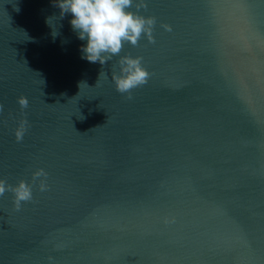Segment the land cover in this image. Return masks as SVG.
<instances>
[{
  "label": "water",
  "instance_id": "95a60500",
  "mask_svg": "<svg viewBox=\"0 0 264 264\" xmlns=\"http://www.w3.org/2000/svg\"><path fill=\"white\" fill-rule=\"evenodd\" d=\"M55 2L0 0V264H264V0H133L154 43L104 65Z\"/></svg>",
  "mask_w": 264,
  "mask_h": 264
},
{
  "label": "clouds",
  "instance_id": "9594fccd",
  "mask_svg": "<svg viewBox=\"0 0 264 264\" xmlns=\"http://www.w3.org/2000/svg\"><path fill=\"white\" fill-rule=\"evenodd\" d=\"M54 6L60 10V18L70 14L71 29L77 34V39L86 41L79 50L81 58L89 63L104 65L113 56H118L125 43L135 47L141 37L149 43H154L152 30L155 25L154 17H144L129 9L134 7L133 0H56ZM137 9L146 7L141 3L136 4ZM49 19V18H48ZM166 30H171L164 26ZM119 75H113L112 81L115 90L120 94H130L131 90L143 86L148 82L149 72L142 67V58L122 57L119 60ZM128 99L131 96L128 95ZM18 105L27 108L28 100L19 97ZM3 106L0 105V111ZM83 119V117H81ZM27 121H21L14 135L20 142L26 132ZM47 174L41 169L33 173V181L39 180V190L46 191ZM45 179H40V178ZM5 192L13 195V205L20 209L22 202L33 199L32 187L24 181L11 186L5 180H0V196Z\"/></svg>",
  "mask_w": 264,
  "mask_h": 264
}]
</instances>
